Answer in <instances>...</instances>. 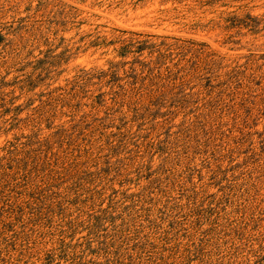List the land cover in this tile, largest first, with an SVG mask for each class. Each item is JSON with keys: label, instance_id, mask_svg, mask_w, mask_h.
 Wrapping results in <instances>:
<instances>
[{"label": "rangeland", "instance_id": "1", "mask_svg": "<svg viewBox=\"0 0 264 264\" xmlns=\"http://www.w3.org/2000/svg\"><path fill=\"white\" fill-rule=\"evenodd\" d=\"M0 264H264V0H0Z\"/></svg>", "mask_w": 264, "mask_h": 264}]
</instances>
